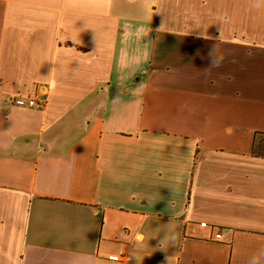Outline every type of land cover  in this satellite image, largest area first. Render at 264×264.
<instances>
[{"label": "crops", "instance_id": "crops-1", "mask_svg": "<svg viewBox=\"0 0 264 264\" xmlns=\"http://www.w3.org/2000/svg\"><path fill=\"white\" fill-rule=\"evenodd\" d=\"M261 140L264 0H0V264H264Z\"/></svg>", "mask_w": 264, "mask_h": 264}, {"label": "built area", "instance_id": "built-area-1", "mask_svg": "<svg viewBox=\"0 0 264 264\" xmlns=\"http://www.w3.org/2000/svg\"><path fill=\"white\" fill-rule=\"evenodd\" d=\"M36 105V102L34 99H28L27 101V106L29 107H33ZM201 227H205L206 224L205 223H201L200 224ZM222 236H223V233L221 230H219L215 235H214V239L217 240V241H220L222 239ZM121 257H122V254L120 255H110L108 256V259L111 260V261H120L121 260Z\"/></svg>", "mask_w": 264, "mask_h": 264}, {"label": "trees", "instance_id": "trees-1", "mask_svg": "<svg viewBox=\"0 0 264 264\" xmlns=\"http://www.w3.org/2000/svg\"><path fill=\"white\" fill-rule=\"evenodd\" d=\"M254 152L264 155V140H261L254 145Z\"/></svg>", "mask_w": 264, "mask_h": 264}, {"label": "clouds", "instance_id": "clouds-1", "mask_svg": "<svg viewBox=\"0 0 264 264\" xmlns=\"http://www.w3.org/2000/svg\"><path fill=\"white\" fill-rule=\"evenodd\" d=\"M129 26H130V25H129ZM129 26H126L125 29H127ZM138 32H139L140 34H142L143 36L147 35V33H146L142 28H138ZM144 62H147V59L144 60ZM213 63H214V61H213Z\"/></svg>", "mask_w": 264, "mask_h": 264}]
</instances>
